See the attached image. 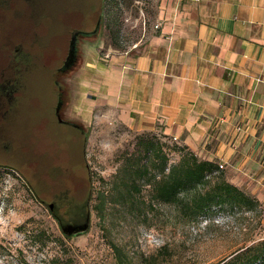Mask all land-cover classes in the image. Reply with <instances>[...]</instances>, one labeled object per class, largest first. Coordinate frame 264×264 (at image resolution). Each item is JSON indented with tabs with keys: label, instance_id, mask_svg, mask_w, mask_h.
<instances>
[{
	"label": "rangeland",
	"instance_id": "obj_1",
	"mask_svg": "<svg viewBox=\"0 0 264 264\" xmlns=\"http://www.w3.org/2000/svg\"><path fill=\"white\" fill-rule=\"evenodd\" d=\"M93 1L99 16L103 0ZM113 5L107 13L114 19L113 38L103 26L87 39L91 44L78 38L77 49L83 55L72 72L73 89L76 71L90 51L100 47V55H105L110 46L129 50L158 30V0H114ZM69 103L67 113L73 106ZM88 119L76 122L83 131L64 125L62 167H0V264H51L54 259L65 264H117L112 244L123 248L132 264H222L264 239V167L254 175L242 174L235 183L259 200L251 211L218 208L198 222L188 221L174 205L154 200L145 216L142 210L151 199V185L141 180L130 193L124 168L147 157L144 137L160 147L168 168L186 151L184 144L152 131L138 132L105 114L94 112ZM153 157L151 152L148 163ZM61 192L73 209L84 205L90 213L86 232L68 236L59 227L46 202ZM145 257H152V263H144Z\"/></svg>",
	"mask_w": 264,
	"mask_h": 264
},
{
	"label": "crops",
	"instance_id": "obj_2",
	"mask_svg": "<svg viewBox=\"0 0 264 264\" xmlns=\"http://www.w3.org/2000/svg\"><path fill=\"white\" fill-rule=\"evenodd\" d=\"M158 30L100 47L76 71L72 112L152 131L224 164L238 183L264 167V0H158Z\"/></svg>",
	"mask_w": 264,
	"mask_h": 264
},
{
	"label": "flooded vegetation",
	"instance_id": "obj_3",
	"mask_svg": "<svg viewBox=\"0 0 264 264\" xmlns=\"http://www.w3.org/2000/svg\"><path fill=\"white\" fill-rule=\"evenodd\" d=\"M93 3L0 0V167L14 170L25 163L60 168L64 125L83 131L72 109L66 112L75 96L72 72L82 57L78 38L90 40L100 26L109 32L113 25L109 0H103L99 16ZM64 198L61 192L46 202L59 227L86 224L90 213L84 205L73 209Z\"/></svg>",
	"mask_w": 264,
	"mask_h": 264
},
{
	"label": "trees",
	"instance_id": "obj_4",
	"mask_svg": "<svg viewBox=\"0 0 264 264\" xmlns=\"http://www.w3.org/2000/svg\"><path fill=\"white\" fill-rule=\"evenodd\" d=\"M113 4L114 0H109V10L113 9ZM111 19L113 25L112 27L109 25V34L113 38L114 19L113 17ZM141 143L147 157H138L133 162L130 161L124 171L128 173L131 181L128 186L130 193L132 188L138 189V183L141 180L151 185V199L149 202H144L146 205L144 209L140 206V209H143V215L146 216L149 212L147 208L154 207V200L174 205L188 221L197 222L214 209L241 208L251 211L260 204L255 196L232 183L218 163L199 157L188 146L182 147L186 151L178 162L168 168L167 157L159 154L161 149L153 140L144 137ZM151 152H154L155 157L148 163ZM145 159L147 161L142 162ZM30 191L33 190L30 188ZM106 202V198L101 200L99 207L103 209ZM112 247L117 264H132L129 254L123 248L117 244H112ZM163 247L166 248L167 245ZM151 258L145 257L143 262L152 263ZM51 264L65 263L60 259H54ZM222 264H264V239L248 245Z\"/></svg>",
	"mask_w": 264,
	"mask_h": 264
},
{
	"label": "water",
	"instance_id": "obj_5",
	"mask_svg": "<svg viewBox=\"0 0 264 264\" xmlns=\"http://www.w3.org/2000/svg\"><path fill=\"white\" fill-rule=\"evenodd\" d=\"M74 43V41H73ZM72 43V47H71V51H70V56L72 57L74 54V49H75V45ZM70 57V59H71ZM74 64V63H73ZM90 227V218L88 219V222L86 224L83 225H79V226H62V231L64 234L70 236V235H79L82 234L84 232H86Z\"/></svg>",
	"mask_w": 264,
	"mask_h": 264
},
{
	"label": "built area",
	"instance_id": "obj_6",
	"mask_svg": "<svg viewBox=\"0 0 264 264\" xmlns=\"http://www.w3.org/2000/svg\"><path fill=\"white\" fill-rule=\"evenodd\" d=\"M159 27V25H157ZM220 168H224V164H219Z\"/></svg>",
	"mask_w": 264,
	"mask_h": 264
}]
</instances>
